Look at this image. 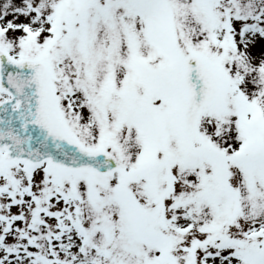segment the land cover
Returning a JSON list of instances; mask_svg holds the SVG:
<instances>
[{
	"label": "snow or ice",
	"instance_id": "snow-or-ice-1",
	"mask_svg": "<svg viewBox=\"0 0 264 264\" xmlns=\"http://www.w3.org/2000/svg\"><path fill=\"white\" fill-rule=\"evenodd\" d=\"M0 264H264V0H0Z\"/></svg>",
	"mask_w": 264,
	"mask_h": 264
}]
</instances>
